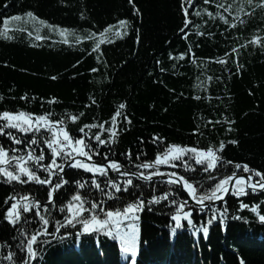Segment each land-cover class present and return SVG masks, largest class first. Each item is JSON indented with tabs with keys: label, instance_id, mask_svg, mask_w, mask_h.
Returning <instances> with one entry per match:
<instances>
[{
	"label": "trees",
	"instance_id": "obj_1",
	"mask_svg": "<svg viewBox=\"0 0 264 264\" xmlns=\"http://www.w3.org/2000/svg\"><path fill=\"white\" fill-rule=\"evenodd\" d=\"M190 2L134 0L139 9L137 15L129 0H0V96L3 97L0 114L4 110L14 114L24 111L33 116L52 113L50 119L56 121L64 113L78 115L83 112L77 121L66 119L65 124L57 125V128L63 127L73 138H80L79 129L84 125L104 124L103 132L99 127L85 131L92 137L100 134L102 140L108 141L107 129L113 127L112 118L119 111L121 116L116 117L114 142L100 146L99 152H114L111 159L121 165L127 166L122 154L129 150L133 160L137 152L143 150L146 155H141L140 161L154 162L163 151L151 143L153 137L158 136L160 143L169 147L178 145L198 150L209 147L215 150L224 141L223 151L217 152L221 161L215 169L209 170L217 179L231 175L235 164H246L264 174V8L256 7L254 11L246 8L251 15L239 13L245 21L241 24L237 8L243 0H209L207 4L204 0H194L189 7ZM218 4L231 5V14L218 8ZM185 7L189 8L187 19L191 24L181 33L185 20L182 9ZM194 11H199L200 15L196 16ZM28 12H32L35 19L27 16ZM81 12L85 19H81ZM13 16L21 19L13 20ZM221 16L229 24H225ZM5 19L8 21L7 30L3 24ZM121 20L127 23L121 25ZM232 23L236 27L231 28ZM48 25L56 27L49 28ZM108 26L112 27L103 37L105 43L99 49L102 55L97 59L98 53L92 52V48L99 42L100 31ZM60 29L69 31L61 35ZM93 32L96 36L90 38ZM117 32L120 35H116ZM5 33L9 39L4 38ZM185 35L186 38H182ZM253 36L261 38L258 44L249 43ZM64 40L68 43L65 44ZM108 40L113 42L109 44ZM232 47L237 48V53H231ZM169 54L173 57L185 54V59H170ZM221 59L226 64L217 62ZM53 76L56 79L53 80ZM197 95L201 99H195ZM25 96L27 100L21 99ZM93 99L96 104H91ZM52 100L55 102L49 103ZM121 103L125 104L124 109L119 108ZM224 117L234 123H215L218 119L223 121ZM229 127L231 132L227 131ZM6 131L17 134L16 130ZM44 132L41 127L40 135ZM19 135L25 136L24 133ZM27 138L31 139L32 133H28ZM231 140L237 143H228ZM85 143H88L87 139ZM0 145L9 150V156L13 154L12 147L20 149L17 155L25 153L24 144L13 145L4 135H0ZM96 147L93 140L92 148ZM33 148L37 155L44 153L43 164L50 163L51 150L46 145L41 143ZM92 160L107 163L98 156H93ZM184 160L191 165L190 169L182 167L179 160L174 161L175 168L171 167L173 162L158 167L162 173L176 172L183 176L193 184L195 194L199 196L204 189L197 181L209 173L203 172L202 166L195 165L189 156ZM228 161L232 164L229 165ZM57 162L61 161L58 159ZM25 166L35 170L31 161ZM5 168L13 170L11 164ZM143 171L148 174L154 170ZM242 174H245L242 169L236 171L237 176ZM38 175L43 179L47 174L41 171ZM93 175L104 187L103 177L99 174L68 168L63 173L68 183L53 193L54 207L49 205L45 212L44 203L51 186L34 182L24 185L15 181L6 183L7 178L0 173V264H8L3 256L9 252L14 254L16 264H20L24 253L17 245L25 218L30 221L27 226L31 230L29 235L36 234L42 225V221L37 223V201L41 205L39 215L49 220L47 233L55 232V222H63L66 215L90 217L83 210L89 207V203L85 202L79 213L76 211L77 202H72V213L67 211V203L76 193L86 201L107 199L95 189H92L91 197H87L89 185L80 189L73 183L76 180L90 181ZM253 178L256 182L260 179ZM56 182L57 178L53 177L52 183ZM135 183L140 184L138 195L143 191L148 199L152 196L160 198V203L151 206L146 199L142 210L136 213L138 219L133 222L136 229L135 257L123 253L118 238L103 233L80 235L83 230L77 224L75 228L61 227L56 237L49 235L47 239L51 242L43 245L40 241L45 236L37 234L33 244L36 256L30 264H132L133 259L135 264H241V261L243 264H264V223L251 211L258 205L259 214L264 215V191L253 194L245 183L246 195L238 197L232 194L237 188L234 185L224 203L210 206L211 213L208 208L189 211L191 205L187 203L181 213L182 227L174 229L171 216L179 208L170 201L173 197L178 203L186 199L181 189L176 185L162 187L159 181L155 182L157 187L153 193L146 182L134 180ZM215 183L205 179L204 188ZM165 193L167 199L162 198ZM120 195L133 202L131 197ZM24 196L28 199H22ZM18 201L21 216L13 225L6 219V212L12 203ZM25 203L33 205L30 212L22 211ZM241 203L249 207L241 209ZM111 204L112 201H108L104 205L105 211L110 210ZM60 207L65 208L63 214L57 211ZM117 207L122 209L124 205ZM184 213H189L191 224L183 218ZM212 215L216 219L208 225L207 220ZM99 218L104 219L103 216ZM204 227L208 228L207 236Z\"/></svg>",
	"mask_w": 264,
	"mask_h": 264
},
{
	"label": "snow or ice",
	"instance_id": "obj_2",
	"mask_svg": "<svg viewBox=\"0 0 264 264\" xmlns=\"http://www.w3.org/2000/svg\"><path fill=\"white\" fill-rule=\"evenodd\" d=\"M194 2V0H191ZM191 2L189 3V7H191ZM209 0H204V3L207 4ZM129 3L132 4L133 9L135 10L136 14L139 15V9L136 8L134 0H129ZM7 7V5H5ZM218 8H223L225 12L231 14L232 6L231 5H224L218 4ZM256 7L264 8V0H243V3L238 5L237 8V18L240 19V23L243 24L245 21L239 16V13L243 12L245 15H251V12L246 11V8L251 9L252 11L255 10ZM183 14L185 16V20L183 23V27L180 29L181 33H184L185 29H188L189 24L191 21L187 19L189 8L185 7L182 9ZM196 16L200 15L199 11H194ZM81 19H85L83 12H81ZM27 16H33L32 12H28ZM211 17L212 14L209 13ZM225 24H229V21L221 16L220 17ZM13 20H20V16H13L11 17ZM40 23H45L44 21H40ZM121 25H125L127 21L121 20L119 21ZM5 26V30H7L8 21L5 19L3 21ZM231 28L236 27L235 23L229 25ZM49 28H54L56 26L48 25ZM112 26L106 27L103 31H100L99 42L95 44L92 48V52L98 53L97 59H99L101 53H99L100 45L105 43L103 39L106 32L110 31ZM68 29H60L61 35L65 32H68ZM199 35H204L203 32H199ZM116 35H120L119 32ZM96 33H91L90 38L95 37ZM6 39H9L5 33ZM182 38H186V35ZM37 39H40L37 36ZM79 39V37L77 38ZM260 37L253 36L252 39L249 41L250 44H258L260 42ZM112 40H108L107 43H112ZM64 43L67 44L68 41L64 40ZM246 45H241V47H245ZM237 48L232 47L231 53H237ZM189 54L190 51H189ZM228 55V53H226ZM170 59L176 60H183L185 59V54H181L178 57H173L169 54ZM220 64H226V61L221 59L217 61ZM175 67V65H173ZM239 68V64H237ZM93 72L97 71V69H92ZM164 71V69H161ZM52 79H56L55 76ZM211 80V77H208ZM199 87V86H198ZM21 99L27 100L28 97H21ZM32 99H36L32 97ZM195 99L199 100L201 97L197 95ZM0 100H3V97L0 96ZM55 100L49 101V103H54ZM91 104H96V101L93 99L91 100ZM120 109L125 108V104L121 103L119 105ZM52 113L48 114H40L33 116V114L19 111L18 113L14 114L9 110H4L2 114H0V135L7 136V138L11 141L13 145H25V153L17 155L20 152V149L12 147L10 150L13 153L9 156V150L5 149L4 146L0 145V165H10L12 166L13 170H8L7 168L0 167V173H2V177H6V183H12L13 181L18 182L21 185L34 182L40 186H51L48 193H47V200L44 203V211H48V206L53 205V193L61 188L64 184H67L68 181L63 178L62 173H64L65 166L69 169H83L87 173L92 174H99L100 177H103V185L101 187V183L97 182V178L95 175L91 178L90 181H80L76 180L73 183L80 189L85 188V185H89V191L86 193L87 197H91L92 189L98 190L102 197H106V200L100 199H91L86 201L84 198L81 197L79 193L72 195L70 197L69 202L67 203V211L72 213L74 205L73 201L79 204V207L76 209L77 213L83 208V204L85 202L89 203V207L83 209L90 214V217H79L77 215H66L64 216V220L56 221L55 227L56 231L53 233H47V225L49 224V220L46 219L44 216L39 215L41 205L37 201L35 203L36 208V215L38 217L37 223L39 224L42 221V225L40 228L36 230V234H30L31 230L27 227L30 221L25 218L24 221V228L20 230V243L17 245L19 251L24 253L22 259H20V264H30V262L35 258L36 253L33 248L34 242L37 240V234H43L45 239L40 241V244H47L51 241L47 239L50 235L53 238L56 237V233L59 232L61 227H73L75 228L77 224L82 227V232L80 235L84 234H91L96 233L97 235L103 233L104 235L111 237L113 239H119L120 247L123 253H131L133 257L136 255V229L134 227V221L138 219L136 213H138L144 207V202L147 199V203L149 206L153 204L160 203V198L156 196H152L151 199H148L144 196L143 191L137 194V190L140 188L139 183L134 184V180L136 181H143L148 184V186L152 189L153 193L156 191V183L153 181V176L164 177L161 180V186L167 185H175L181 184L182 188H186L189 193H191V200L197 206L196 210L203 211L205 206V201H212L215 202L216 200L222 199L225 194L229 193V186L234 182L237 186L236 189L232 192L235 196H243L246 195L245 189L243 185L247 181L248 186L251 187L252 193L255 194L257 191V184L261 189H264V174H261L258 170H254L249 168L248 165H241L235 164L234 170L231 175L224 176L223 179H217L216 176L211 175L209 170H213L216 168L218 162L221 161L220 156H218L217 152L223 151L225 147L224 141H221L217 149H213V147H209L207 150H198L196 147H181L178 145L167 146L163 143H160L161 138L156 136L153 137L151 143L157 147V149H163L162 153L156 157L154 162H141L140 157L141 155H146L143 150L137 152L135 160H133L131 151L123 153L124 159L127 161V166L121 165L115 160L111 159L114 157V152H105L100 153L99 148L100 146L104 145L105 143L114 142V138L117 135L115 130L116 125V117H120L121 113L118 111L115 113L114 117L112 118V125L107 129L109 132V140H102L101 135L97 134L94 137L89 136V133L85 131V129H91L95 127H99L101 132L105 131L104 124H90L84 125L79 129L81 133L80 138H73L70 133L65 130L63 127L57 128V125L63 126L65 124V120H69L70 122L77 121L78 117L83 116L84 113L80 112L78 115H73L72 113H64L60 116V118L56 121H52L50 119ZM234 123L233 121H229L227 117H224L223 121L216 120V124L221 123ZM127 123H131L130 120ZM208 123H213L209 121ZM41 127L45 129L43 135L41 133ZM8 129L16 130L17 134L14 135L12 131H6ZM228 132H231L232 129L229 127L227 129ZM19 133H24L25 136L21 137ZM32 133V138L28 139L27 134ZM39 136V138H37ZM85 139L88 140V143H85ZM93 140L97 143L96 149L92 148ZM46 145L48 149H50L49 161L48 164H43L42 162L45 161V155L41 152L39 155L36 154L33 145L39 146L40 144ZM228 143L236 144L237 141L231 140ZM67 149V150H66ZM192 155H189V154ZM87 157L89 161H92L93 156L100 157L101 161H105L107 163L102 162H95V163H85L82 162L81 159L77 157ZM185 156H189L190 160H193L195 165L202 166V170L205 173H209V175L204 178L201 177L200 180L197 181L199 183L200 188L204 189V191L197 196L195 194V189L193 188V184L189 183L187 180L184 179L183 176H178L176 172H166L162 173L158 166L160 165H168L171 163V167L175 168L176 164L174 161H181V166L185 169H190L191 165L188 164L187 161L184 160ZM61 162L58 163L57 160ZM31 161L33 162V167L35 170H30L29 167H26L25 164ZM14 162V163H12ZM229 165L232 164L231 161L227 162ZM55 169V171H54ZM145 169H153L154 171L145 174L143 170ZM242 169L243 173L248 174L246 177L241 175L237 176L236 171ZM43 171L47 175L45 178H41L38 175L39 172ZM109 171L117 173L119 177H125V179L121 180H114L111 176H109ZM253 176L259 177V181L256 184L252 183ZM26 177V179H24ZM53 177L57 178V182L55 184L52 183ZM205 179L208 181H216L215 184H209L208 188H204ZM131 188V191L129 189ZM120 194H124L128 197H131L133 202H128L126 199H123V196ZM167 193L164 194L162 197L163 199H167ZM8 199H15V197H9ZM22 199H28L27 196L22 197ZM112 201V204L109 206L110 210L105 211L104 205L108 202ZM7 203V200H6ZM18 203H12L10 209L6 212V219L12 223L13 225L20 220L21 216V209L18 207ZM171 204L176 205L178 204L179 211L176 212L175 215L171 216V219L175 222V228L179 229L182 227L181 220L183 209L185 208L188 201L185 199L183 202H179L176 200V197L170 201ZM118 205H124L121 209L117 207ZM33 205L25 203L23 206L22 211L27 213L32 210ZM54 207V205H53ZM247 204H240V208H248ZM259 206H254L251 208L253 213H256L258 219L261 223H264V215H260L258 211ZM57 211L61 214L65 212L64 207H60ZM213 211L212 207H208V212L211 213ZM131 214V215H130ZM99 216H103L104 219H100ZM189 213H184L183 218L187 220L189 224L192 223L190 219H188ZM222 218V217H221ZM239 219V217H235ZM215 215H212L210 219L207 220V224L211 225L215 221ZM125 221H131L127 224H124ZM123 225V227H122ZM127 228L128 230L125 231L124 229ZM204 235L207 236L208 228L204 227L203 229ZM62 238V237H61ZM6 247V246H5ZM3 259L8 261V264H16L14 260V254L9 252L3 256ZM132 264H135V260L133 259ZM243 264V261H241Z\"/></svg>",
	"mask_w": 264,
	"mask_h": 264
},
{
	"label": "water",
	"instance_id": "obj_3",
	"mask_svg": "<svg viewBox=\"0 0 264 264\" xmlns=\"http://www.w3.org/2000/svg\"><path fill=\"white\" fill-rule=\"evenodd\" d=\"M78 159H81V161H82V162H85V163H95V162H100V161H97V160L89 161L87 158H84V157H82V158H78ZM67 169H68L67 166H65V170H64V172H65ZM62 174H63V173H62ZM242 175L246 177L248 174H242ZM109 176H117V177H119L117 173H114V172H111V171H109ZM239 176H241V175H239ZM162 179H164V177L153 176V181H154V182H159V181H161ZM252 183H254V184L257 183L256 180H255V178H253ZM175 185L178 186V187L181 189L183 195H184L185 198L187 199L188 203L191 205V208L189 209V211H192V212H198V210H196L197 206H196L195 203L191 200V194L188 192V190H187L186 188H182L181 184H179V183H178V184H175ZM234 185H235V184H234V182H233V183L229 186V193H228V194H225V195L222 197V199H220V200H216L215 202H212V203L204 202V203H205V206H206L205 208H208V207L213 206V205H217V204L224 203V202L226 201L227 197L229 196V194L231 193L232 188L234 187ZM246 185H247V187H248L249 189H251V187L248 186L247 181H246ZM251 190H252V189H251ZM263 191H264V189L259 188V185L257 184V191H256V192H263ZM205 208H204V209H205Z\"/></svg>",
	"mask_w": 264,
	"mask_h": 264
},
{
	"label": "rangeland",
	"instance_id": "obj_4",
	"mask_svg": "<svg viewBox=\"0 0 264 264\" xmlns=\"http://www.w3.org/2000/svg\"><path fill=\"white\" fill-rule=\"evenodd\" d=\"M27 164V163H26ZM7 166V165H6ZM248 188V187H247ZM249 189V188H248ZM251 190V189H250Z\"/></svg>",
	"mask_w": 264,
	"mask_h": 264
},
{
	"label": "bare ground",
	"instance_id": "obj_5",
	"mask_svg": "<svg viewBox=\"0 0 264 264\" xmlns=\"http://www.w3.org/2000/svg\"><path fill=\"white\" fill-rule=\"evenodd\" d=\"M98 161V160H97Z\"/></svg>",
	"mask_w": 264,
	"mask_h": 264
}]
</instances>
